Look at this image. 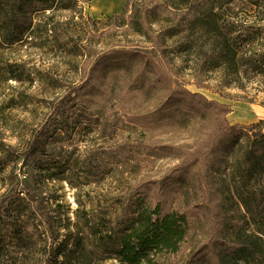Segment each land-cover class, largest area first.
Instances as JSON below:
<instances>
[{
    "label": "rangeland",
    "instance_id": "rangeland-1",
    "mask_svg": "<svg viewBox=\"0 0 264 264\" xmlns=\"http://www.w3.org/2000/svg\"><path fill=\"white\" fill-rule=\"evenodd\" d=\"M134 1H82L74 13L59 17L57 42L0 53V205L14 208L17 194L24 191L33 207L52 210L57 199L53 203L58 201L70 217L80 206L95 212L111 210L115 199L129 200L134 192L145 190L155 193L151 187L178 164L198 159L205 195L169 196L170 203L184 208L202 201L210 204L209 214L199 220L197 233L190 234L181 251L162 256L166 264H185L190 253L212 236L223 237L217 207L223 164L207 149L217 141L211 137L216 119L149 126L143 117L158 112L165 92L159 87L137 90L135 77L127 70L97 68L96 58L121 49L148 55L172 78L174 90L186 89L225 105L231 111L226 116L230 125L263 131L264 77L247 60L241 61L239 74L212 62L216 50L211 43L195 47L200 38L207 42L214 36L205 34L209 29L198 25L202 29L172 37L167 33L179 22L186 24L192 16L188 12L200 9L198 1L176 7L172 0H157L163 4L160 20L152 26L157 46L128 25ZM171 3L174 7H168ZM246 8L237 0L230 9L215 12L220 14L222 33L228 22L234 25L237 50L246 59H258L264 56V11ZM188 39L195 48L185 52ZM73 48L75 54L70 52ZM9 68L15 76L5 73ZM130 118L138 119L139 125L131 124ZM162 146L180 149L182 160L147 157L144 148Z\"/></svg>",
    "mask_w": 264,
    "mask_h": 264
},
{
    "label": "trees",
    "instance_id": "trees-1",
    "mask_svg": "<svg viewBox=\"0 0 264 264\" xmlns=\"http://www.w3.org/2000/svg\"><path fill=\"white\" fill-rule=\"evenodd\" d=\"M82 1L86 0H0V53L57 42L59 17L74 13ZM153 1L154 4L150 0L134 1L128 25L135 34L157 46L158 37H153L152 26L159 22L163 4ZM190 1L193 0H172L176 7ZM194 1H198L200 9L188 12L192 16L186 24L179 22L167 33L172 37L186 30L202 29L198 25L209 29L205 34L214 35L210 42L200 38L202 42H196L195 47L211 43L216 50L212 62L239 74L241 61L247 60L264 77V56L246 59L237 50L233 24L227 23L225 33L220 30V14L215 11L228 10L237 0ZM241 1L248 6L246 12L249 8L264 11V0ZM173 3L168 7H174ZM216 39L222 41L218 43ZM127 43L130 46V41ZM193 43L188 39L184 51L194 49ZM75 51L73 48L70 52ZM95 64L111 72L127 70L135 77L137 90L147 88L151 92L159 87L165 92L158 112L143 117L149 126L216 119L211 137L217 141L207 149L210 157L223 164L218 190L222 200L217 205L223 237L212 236L190 253L185 264H264V131L230 125L226 116L231 111L225 105L186 89L174 90L172 78L148 55L136 50L106 51L96 58ZM13 72L10 68L5 71L15 76ZM129 121L139 125L138 119ZM144 150L148 158L182 160L184 155L170 146ZM201 165L198 159L187 165L178 164L173 173L151 187L155 193L149 195L145 190L134 192L129 200L115 199L111 210L95 212L80 206L73 212L74 217L58 201L53 203L57 199L52 201L54 209L46 211L33 207V200L20 191L14 208L7 203L0 205V264H166L162 256L177 255L190 234L197 233L199 220L210 212V204L203 201L186 208L170 203L169 196L204 194L199 185Z\"/></svg>",
    "mask_w": 264,
    "mask_h": 264
}]
</instances>
